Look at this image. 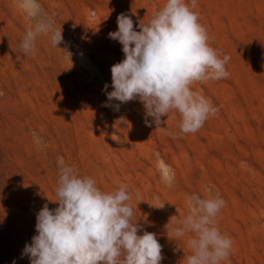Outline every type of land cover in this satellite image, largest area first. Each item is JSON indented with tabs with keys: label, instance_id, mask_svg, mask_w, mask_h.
Listing matches in <instances>:
<instances>
[{
	"label": "rangeland",
	"instance_id": "obj_1",
	"mask_svg": "<svg viewBox=\"0 0 264 264\" xmlns=\"http://www.w3.org/2000/svg\"><path fill=\"white\" fill-rule=\"evenodd\" d=\"M38 2L63 41L54 47L41 34L25 55L19 45L34 22L19 0H0V264H30L21 253L36 235V214L45 203L58 207L48 198H56L59 157L102 191L128 186L133 219L163 246L161 264H185L191 252L187 235L171 239L165 225L188 213L193 193L226 202L217 227L232 248L221 264H264V0H196L209 46L230 56V75L190 86L219 111L187 134L178 113L157 128L146 125L139 99L119 110L104 106L111 66L124 58L108 37L118 14L130 15L136 28L166 0Z\"/></svg>",
	"mask_w": 264,
	"mask_h": 264
},
{
	"label": "clouds",
	"instance_id": "obj_2",
	"mask_svg": "<svg viewBox=\"0 0 264 264\" xmlns=\"http://www.w3.org/2000/svg\"><path fill=\"white\" fill-rule=\"evenodd\" d=\"M19 8L34 22L19 45L22 53L33 52L41 34L58 47L63 41L62 28L54 27L38 0H19ZM195 8L196 0L190 4L166 0L148 23L136 24L139 31L130 15L118 14L117 30L109 32L108 37L122 45L124 58L111 66L112 91H107V83L103 86L105 107L119 110L120 104L139 99L146 125L154 123L157 128L163 123L162 117L171 115L175 119L178 113V127L184 134L197 132L217 114L219 109L190 86L228 78L230 56L221 58L209 46V36ZM112 101L120 103L113 105ZM36 142L41 143L38 138ZM58 162L56 198H48L58 207L50 209L45 203L38 211L36 235L25 244L22 257L27 256L30 264H161L163 246L156 233L143 230L138 219H133L126 184L105 192L94 178L78 176L63 157ZM162 175L171 186L170 168L162 165ZM225 205L219 194L201 198L193 193L187 197L188 213L165 225L171 239L187 235L191 252L183 258L185 264H221L229 259L232 240L217 227V216ZM164 206L165 202L155 205L161 209Z\"/></svg>",
	"mask_w": 264,
	"mask_h": 264
}]
</instances>
